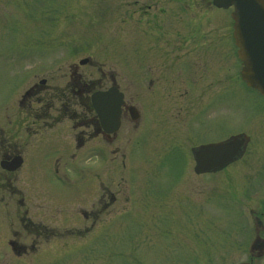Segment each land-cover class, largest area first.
I'll list each match as a JSON object with an SVG mask.
<instances>
[{"label": "rangeland", "instance_id": "1", "mask_svg": "<svg viewBox=\"0 0 264 264\" xmlns=\"http://www.w3.org/2000/svg\"><path fill=\"white\" fill-rule=\"evenodd\" d=\"M185 2L0 0V160L23 157L14 172L0 168V264L248 261L255 216L264 236V96L240 79L235 49L231 59L221 50L214 77L202 65L210 97L179 99L170 85L164 125L158 115L152 126L155 82L147 89L145 78L164 67L149 69L151 42L172 43L169 64L179 56L183 9L201 11V32L215 27L216 40H230L228 11ZM109 73L139 117L122 115L104 137L84 98L108 87ZM134 74L143 84L136 97ZM175 106L200 110L188 121ZM239 132L251 137L240 158L215 174L193 173L191 146Z\"/></svg>", "mask_w": 264, "mask_h": 264}, {"label": "flooded vegetation", "instance_id": "2", "mask_svg": "<svg viewBox=\"0 0 264 264\" xmlns=\"http://www.w3.org/2000/svg\"><path fill=\"white\" fill-rule=\"evenodd\" d=\"M180 4L182 7L185 8V0H179ZM193 2H196V0H193ZM211 5V1L209 2ZM195 5V4H194ZM213 6V5H212ZM189 8H191V5H188ZM231 9V8H230ZM166 10L165 9H160V13H164ZM180 11V10H179ZM182 14L188 13L186 17H184V20L180 18L181 24L184 23V21L187 23V30H190L189 32L184 31V33H177V36H179L180 41L178 42V47L179 48V56L178 57H173L172 62L169 64L170 58V52L169 49H175L173 47L170 48V45L172 43L163 44L160 45V41H153L151 42L150 47H148L149 55H152V57L148 58L146 63H148V67L150 69V66H153L152 64H158L162 65L164 67L162 72V69H159L156 66V70H154V73L149 74L146 76L145 81H146V88L151 89L154 82V94L149 95L150 103L154 102L153 105H151V111L153 113V117H155V120L152 123V126H154L157 121H158V115L160 117V125H164V117H163V112L167 109L170 108V103H169V95H171V90H170V85L171 88H173L174 92H177V97L180 99V97H185L188 95L189 98H195V97H200V95L203 93L204 96L210 97V91L207 89V84L202 83V80H200V76L203 73L202 72V65H208L211 66L213 69V77L215 75L214 71V66L216 65L218 59L223 58L222 54H219L222 49L224 48H229L230 52L226 53V56H229L230 59L232 58L233 55V49L235 48L233 38H232V25L230 26V40L229 37L226 38L225 40L227 41L225 43V40L219 41L216 40V28H210L209 30H202L200 31L199 25H197V20L201 17V11H197L196 9L194 10H181L180 11ZM176 17V16H174ZM179 18V17H178ZM158 24V22H157ZM189 26V27H188ZM186 28V27H185ZM187 34V35H186ZM204 36L203 41H199V39ZM220 37H218L219 39ZM231 45V47H230ZM156 52V53H152ZM218 53V54H217ZM155 55V56H154ZM166 71V72H165ZM207 70L204 68V76L206 75ZM75 74V73H74ZM103 74V73H102ZM174 74L175 76H171ZM133 79V97H136L137 95L139 96V90L142 87L141 82L138 81V76L137 74H134ZM110 77V85H115L122 93H123V98L125 97L124 91L121 89L120 84L116 82L114 79L113 75L109 73ZM230 77L228 78V81H230ZM141 85V86H140ZM211 83L209 84L210 87ZM108 86V87H109ZM34 87V86H32ZM108 87H105L103 89H106ZM137 87H140L137 89ZM144 88V86H143ZM137 89V90H136ZM32 88L27 92H31ZM84 90V89H83ZM83 90L76 89L71 87V92L76 95L75 97L77 99H81L83 94ZM85 91V90H84ZM214 94V98L216 97V93L212 92ZM137 94V95H136ZM26 97V96H25ZM25 97H23L25 99ZM168 97V98H167ZM156 98H160V101H155ZM85 106V105H84ZM185 106H175V109H178L183 113V116L185 117L186 120H192V116H197L198 113H194L195 111H198L200 109H193V110H188L184 109ZM92 109L90 106H86L85 109ZM19 109H21V99L19 100ZM63 111L68 109L67 107L60 108ZM171 109H174L173 107ZM131 110L136 114V118L132 119L131 118ZM200 112V111H199ZM260 112H257L255 114H259ZM67 114V113H66ZM125 114H128L131 120H135L139 117V113L137 110V107L134 106L133 104H127L125 103V99L123 104L121 105V116H124ZM262 114V113H261ZM36 122V120H34ZM97 129L100 130L99 122H95ZM101 131V130H100ZM245 133V132H244ZM231 135V134H230ZM228 135V136H230ZM248 135V134H247ZM228 136L213 140V141H219L222 139L227 138ZM249 138L246 143V149L251 143V137L248 135ZM105 137V135H104ZM110 137V136H107ZM211 142V141H209ZM207 143V142H205ZM235 162V161H234ZM233 163V162H232ZM231 163V164H232ZM228 164L226 167H224L222 170L226 169L229 165ZM219 170V171H222ZM218 171V172H219ZM214 173V172H213ZM215 173H217L215 171ZM258 217L255 216L254 219H256V224L259 226L258 230L254 232V239L252 241H255V244L253 248H251V245L248 249L250 258L248 261L242 262V263H247V264H253L254 258L255 257H261L264 256V248L263 251L259 250L260 245L263 244L261 240H264V236H262L260 233V227H262L261 222ZM259 253L261 255H259ZM259 255V256H258ZM241 264V263H238Z\"/></svg>", "mask_w": 264, "mask_h": 264}, {"label": "water", "instance_id": "3", "mask_svg": "<svg viewBox=\"0 0 264 264\" xmlns=\"http://www.w3.org/2000/svg\"><path fill=\"white\" fill-rule=\"evenodd\" d=\"M212 2L216 7L233 6L231 17L234 21V41L238 47L237 55L243 63L241 78L248 86L255 87L264 94V0H212ZM87 62V58L79 61L80 64ZM90 102L99 117L103 131L107 134L114 133L119 127L121 92L114 86L104 91L98 90L91 93ZM131 115L133 118L136 116L134 112H131ZM246 140L244 134H237L223 141L192 148L194 171L203 173L223 168L243 153ZM22 161V157L16 154L11 158L2 159L0 167L14 171L21 166ZM256 241H253L251 248ZM261 241L263 244L259 250L262 252L264 240Z\"/></svg>", "mask_w": 264, "mask_h": 264}]
</instances>
